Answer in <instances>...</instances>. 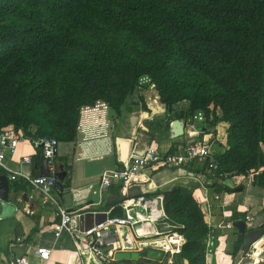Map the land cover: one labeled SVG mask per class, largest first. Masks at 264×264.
<instances>
[{"label":"trees","instance_id":"obj_1","mask_svg":"<svg viewBox=\"0 0 264 264\" xmlns=\"http://www.w3.org/2000/svg\"><path fill=\"white\" fill-rule=\"evenodd\" d=\"M145 78L167 106L169 129L201 112L210 128L203 134L228 124L227 146L217 142L213 152L217 192H232L223 182L249 174L264 189V0H0V128L74 141L82 108L103 102L122 115ZM147 121L152 136L161 130ZM111 188L118 199L107 208L123 215L122 184ZM163 195L186 238L177 255L205 264L207 242L212 251L217 243L193 190L176 185ZM240 217L235 210L232 219Z\"/></svg>","mask_w":264,"mask_h":264},{"label":"crops","instance_id":"obj_2","mask_svg":"<svg viewBox=\"0 0 264 264\" xmlns=\"http://www.w3.org/2000/svg\"><path fill=\"white\" fill-rule=\"evenodd\" d=\"M155 92L150 95L151 100L159 97L156 89ZM182 103L188 106V102L184 101ZM103 104V102H99L96 111L81 116L76 139L70 142H60L62 150L60 148L56 160L58 172L66 171L67 175L66 167H69L70 174L69 186H65L64 179L62 181L64 189L58 194V200L63 207L84 213V227L95 225L93 219L86 218L88 213L111 211L110 208H107L109 206L107 198L112 194V188L104 196H101L98 192L101 175L105 170L119 167L124 159L134 153H143L146 146L159 147L160 137H163L166 141V149L161 151L169 153L173 147L178 150L184 145L197 142L203 137V132L210 129L207 130L204 121L198 119L195 125L185 124L184 138L174 141L168 125L161 120L162 117H166L164 114L153 118L158 119L156 121L162 126L160 131L154 129L155 135L152 136L150 132L153 129L147 120L153 119H143L142 116L147 109H125L122 115H117L110 107L104 108ZM136 107L139 106L136 105ZM132 115L139 116L138 128L136 134L129 138L128 130ZM221 126H228V124L220 122L213 129L211 128L209 132H206L213 134L212 150L214 153L220 152L217 151L220 150L217 142L223 145V148L227 146V134H225V137L219 138L221 133L219 128ZM38 153V149L31 142L22 141L16 154L8 157L6 164L13 171L40 175V168L44 159L39 162L37 160ZM24 156H29L31 162L23 163L22 158ZM203 162L205 160L196 159L194 164L191 165L192 168L183 165L175 168L162 167L158 170L146 169L143 173L146 179L145 182L133 183L130 187L139 185L141 189V194L135 197L137 198L136 201L139 198L152 200L176 185L191 188L194 197L201 204L207 223L214 229V243H217L212 251L213 240L207 242L205 264L247 263V256H243L242 248L235 253V245L240 237L237 229L233 226V222L240 219L246 220L248 214H260V211L264 208V189L254 186L252 184L253 175L249 174L248 176H234L223 182L234 189L232 192H217L216 179L211 169L203 167ZM0 174H6V172L1 170ZM17 185L19 190L11 182L12 194L9 200L16 205L17 210L10 217L0 218V258L5 261V264H9V261L15 259V257L28 255L31 264H40L34 250L38 247H47L52 252L51 259L47 264H81L82 258L79 252L82 248H89L93 244L94 241L91 242L92 235L78 234L72 236L63 233L57 238L53 230L56 221L54 207L43 205L32 189L24 182ZM239 186H242V190H237ZM122 188H125L123 184ZM216 195L219 197L216 198ZM126 198L133 199L129 195ZM152 208V206H149L145 210L144 207H139V210L145 219L158 216L160 221L153 223L154 225L144 223L139 226L152 232L154 230L163 232L161 236L152 239H155L157 244L154 243L151 247L164 251L167 247L165 243L174 241L173 239L169 240L171 237L181 235L176 231L177 225L168 218L163 201H157L155 207ZM131 210L135 213L138 211V207ZM235 210L244 218L232 219ZM123 211L121 217L127 215L124 209ZM124 231V236H121L117 241L118 247L115 253L117 251H140L144 249L135 241L132 229L127 227ZM181 237L185 243L186 238L183 235ZM178 239L181 240L179 237ZM142 241H147V244H149L151 239L143 238ZM183 242L180 246L181 250ZM210 247L211 251L209 250ZM262 252L261 255H258L260 261L257 264L264 262V250ZM169 260H172L174 264H187L177 254L165 253L163 263H169ZM112 264L162 263L140 257L139 259H115Z\"/></svg>","mask_w":264,"mask_h":264},{"label":"built area","instance_id":"obj_3","mask_svg":"<svg viewBox=\"0 0 264 264\" xmlns=\"http://www.w3.org/2000/svg\"><path fill=\"white\" fill-rule=\"evenodd\" d=\"M99 103L95 106H87L82 108L81 116L94 112L98 109ZM104 108H107L106 103L103 104ZM196 117V116H195ZM199 119H206L196 117ZM172 121H170L171 123ZM189 124V123H188ZM22 141H29L36 149H41L44 158L47 159L49 167V175H30L22 171H13L9 169L6 164L8 157L14 156L18 150L19 144ZM60 140L56 137H41V138H27L22 130L16 129L13 125L0 128V170H4L10 180V182H24L27 184L35 195L40 199L41 203L45 206L54 207L56 221L53 225V230L56 237H60L63 233H68L72 236L78 234L92 235L94 236V242L89 248L81 249L79 252L82 260L81 264H112L115 260V251L118 247L117 241L121 236H124L127 227L132 229L134 239L142 246V248L151 247V245L157 244V241L152 240L156 236H161L163 232L154 230L153 232L148 229H143L140 224H153L160 221L159 217H151L145 219L141 215L139 207H144L145 210L148 207H155L157 201H164V196L160 195L154 199L137 198L128 199V189L133 183L145 182L144 171L146 169L158 170L162 167L175 168L181 167L184 164H191L196 159L209 160V168L217 169L218 164L211 149L212 133L203 134V137L194 143H189L185 147L176 149V151L163 153L157 146L149 145L143 149V153H134L130 157L124 159L119 167L105 170L100 179L98 192L101 196H104L111 187L115 184H123L125 188H122L121 193L124 197L121 206L127 214L124 216H112L111 211H107V218L105 221L95 224L91 227H84V213L78 211L69 210L63 207L59 200L58 194L61 192L57 186V156L60 150ZM23 163L31 162L29 156L22 158ZM216 198L219 196L216 195ZM126 198V199H125ZM138 207V211L134 213L131 209ZM152 208V209H153ZM255 220V215L248 214L246 216V223L248 227H251ZM154 225V224H153ZM152 225V226H153ZM180 234V233H179ZM182 236V234H180ZM178 235L180 239L171 237L168 243H165V253L175 255L181 252V243L183 238ZM143 238H150V243L142 241ZM154 241L153 243H151ZM184 243V242H183ZM255 244L252 245L248 256L254 258ZM184 245V244H183ZM112 246V249L106 250V247ZM211 251V247L209 248ZM34 254L39 258L40 264H47L51 259V249L47 247H38L34 250ZM262 254V253H261ZM260 254V255H261ZM0 264H5V261L0 258ZM9 264H31L28 255H21L15 257V259L9 261ZM169 264H174L172 260H169Z\"/></svg>","mask_w":264,"mask_h":264},{"label":"water","instance_id":"obj_4","mask_svg":"<svg viewBox=\"0 0 264 264\" xmlns=\"http://www.w3.org/2000/svg\"><path fill=\"white\" fill-rule=\"evenodd\" d=\"M147 110L143 113V119H153L158 115H164L167 113V106L160 102L159 97L155 98L153 101H146ZM139 116L132 115L130 117V127L128 130V135L131 138L136 134L137 124H138ZM143 127L146 128L145 125ZM147 129V128H146ZM205 129V128H204ZM185 123L182 119H174L170 125L171 137L178 138L185 135ZM203 130V129H202ZM41 175H49V167L47 163V159L44 158L43 164L40 168ZM66 175V171H62L58 173L56 176L58 178L57 186L62 192L64 189L63 179ZM237 190H242V186H239ZM128 195L132 198H135L141 194V189L139 185H133L128 190ZM11 182L6 174H0V218L10 217L14 215L17 207L10 200L11 197ZM118 188L112 189V194L108 196L107 203L112 205L118 199ZM90 217L94 220L95 224H99L106 220L107 213L106 212H97L95 214L88 213L86 218ZM93 223V224H94ZM233 226L237 229L239 237L244 241L242 245L243 256H247V259H253L248 256L252 245L258 242L264 236V217L261 214H257L255 216V220L251 227L247 226L246 220L240 219L235 220L233 222ZM89 227V226H88ZM112 249V246L106 247V250ZM165 252L161 249H157L154 247H147L140 251H117L115 253L116 260H125V259H139L140 257H144L150 260H153L162 264L163 263ZM244 264H254L252 261Z\"/></svg>","mask_w":264,"mask_h":264},{"label":"rangeland","instance_id":"obj_5","mask_svg":"<svg viewBox=\"0 0 264 264\" xmlns=\"http://www.w3.org/2000/svg\"><path fill=\"white\" fill-rule=\"evenodd\" d=\"M141 85H143V87H140L133 95H131L130 97H129V107L131 108V110L132 109H134V108H136V109H139V110H144L145 108H144V105H143V103H142V99H141V97H144V99H145V101H151V99H150V95H152V93L153 92H155V86L154 85H152L151 83H150V81L148 80V79H143L142 81H141ZM156 93V92H155ZM154 98V97H153ZM182 103V102H181ZM164 104V103H163ZM136 105L137 106H139V107H136ZM184 106H187V104H185V103H182V104H180V107H184ZM199 115V117L201 118H203V113L201 112V113H199L198 114ZM197 115V116H198ZM162 116V115H161ZM196 116V117H197ZM205 116V115H204ZM195 116H194V118H189L188 120H187V122L189 123V125L191 126V125H195V123L197 122V120L199 119V118H196ZM158 121V119H155V121ZM161 120L162 121H164L167 125H168V120H169V116L167 117H162L161 118ZM201 120V119H200ZM203 121H204V123H206L205 122V119H202ZM228 128V126H221L220 128H219V130H220V134H219V138H223V137H225V134H227V131H225V129H227ZM213 129V128H212ZM212 137H213V134H212ZM184 138V136H181V137H178V138H173V140L174 141H176V140H178V139H183ZM159 144H160V146L158 147V148H160V150H165L166 149V141H165V139L163 138V137H160V139H159ZM186 145H184L183 147H185ZM182 147V148H183ZM60 148H61V150H62V146H60ZM211 149H212V145H211ZM264 237V236H263ZM175 239H178V236L176 235V237H175ZM264 238L263 239H261V242H260V247H264ZM256 247H255V253H256ZM263 250H264V248H263ZM262 250V251H263ZM263 253V252H262ZM247 262H253L254 260L253 259H247L246 260ZM262 264H264V262L262 263Z\"/></svg>","mask_w":264,"mask_h":264},{"label":"bare ground","instance_id":"obj_6","mask_svg":"<svg viewBox=\"0 0 264 264\" xmlns=\"http://www.w3.org/2000/svg\"><path fill=\"white\" fill-rule=\"evenodd\" d=\"M260 242H261V239L258 242H256V244H255V247L257 250H256V254H254V258H255V260L253 261L254 264H257L260 261V258L258 257V255L262 252V250L264 248V247H260Z\"/></svg>","mask_w":264,"mask_h":264},{"label":"clouds","instance_id":"obj_7","mask_svg":"<svg viewBox=\"0 0 264 264\" xmlns=\"http://www.w3.org/2000/svg\"><path fill=\"white\" fill-rule=\"evenodd\" d=\"M197 116V115H196ZM173 121V120H172ZM184 121V120H183ZM171 125V124H170ZM186 127V126H185ZM193 143V142H192ZM256 216V215H255Z\"/></svg>","mask_w":264,"mask_h":264}]
</instances>
